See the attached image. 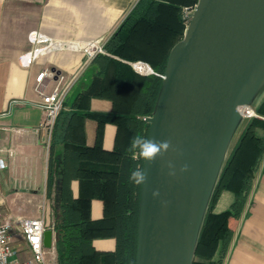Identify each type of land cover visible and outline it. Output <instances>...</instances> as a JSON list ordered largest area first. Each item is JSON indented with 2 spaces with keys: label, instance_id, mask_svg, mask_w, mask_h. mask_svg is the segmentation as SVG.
I'll list each match as a JSON object with an SVG mask.
<instances>
[{
  "label": "trees",
  "instance_id": "1",
  "mask_svg": "<svg viewBox=\"0 0 264 264\" xmlns=\"http://www.w3.org/2000/svg\"><path fill=\"white\" fill-rule=\"evenodd\" d=\"M196 2L137 0L103 43L106 53H96L92 59L99 82L96 86L92 83L75 99V104L83 106L84 111L63 114L61 109L59 112L48 147L46 179L49 194L56 178H60L58 210L53 223L56 264H135L141 185L132 183L129 175L137 165L143 166V160L134 159L125 149L137 133L148 137L149 124L144 117L153 110L168 53L183 36V7H192ZM116 57L145 61L156 73L141 75ZM92 95L109 98L112 110L107 113L88 110ZM255 111L264 116V101ZM85 117L97 122L91 147L77 137ZM106 122L116 126L111 149L102 146ZM258 125L264 126V120L251 117L247 121L223 163L203 218L192 264L223 262L233 236L229 220L241 216L252 186L251 172L258 168L264 154V135L254 132ZM58 138L64 145L59 167L52 156L53 144ZM88 151H92L94 160L81 159L88 157ZM77 176L79 192L73 197L70 182ZM223 189L230 190L234 200L228 209L214 213L213 206ZM93 198L102 201L100 218L90 216ZM106 237L114 238V248L96 249L93 239Z\"/></svg>",
  "mask_w": 264,
  "mask_h": 264
},
{
  "label": "water",
  "instance_id": "2",
  "mask_svg": "<svg viewBox=\"0 0 264 264\" xmlns=\"http://www.w3.org/2000/svg\"><path fill=\"white\" fill-rule=\"evenodd\" d=\"M186 18L144 117L148 138L171 147L143 161L135 264H192L232 136L264 87V0H197ZM169 162L175 176L168 175ZM43 245H52L49 228Z\"/></svg>",
  "mask_w": 264,
  "mask_h": 264
},
{
  "label": "crops",
  "instance_id": "3",
  "mask_svg": "<svg viewBox=\"0 0 264 264\" xmlns=\"http://www.w3.org/2000/svg\"><path fill=\"white\" fill-rule=\"evenodd\" d=\"M136 2L137 0H0V156L5 161V167L0 170L2 210L6 211L4 205L7 201L13 203L23 198L35 200L39 205L54 200L55 196L58 200L60 178H56L54 188L48 194L46 179L49 150L34 129L43 114L36 104L39 100L34 89L36 75L43 69L52 72V77H45L43 80L46 91L53 87L55 75H63L66 79L74 77L65 97L62 113L84 111L83 106L75 104V99L81 91L92 83L96 86L99 81L96 76L97 67L92 61L94 56L88 59L83 45L89 41L103 44ZM32 30L48 35L56 45L24 67L20 64L19 57L31 46L27 34ZM262 101L264 87L253 99L252 109L255 110ZM88 110L110 112L112 101L92 95L88 100ZM3 112L6 113L2 114ZM63 116L59 124L62 123ZM257 118L264 120L263 115ZM248 120L241 124L230 147L236 142ZM96 127L95 119L85 117L77 134L79 141L82 139L88 147L93 146ZM115 131L113 123L104 124L102 146L105 149L113 147ZM254 132L263 136L264 126H256ZM58 139L53 144L52 156L59 167L64 145ZM81 159L94 160V154L88 151V157ZM78 175L80 177V172ZM251 175L252 186L244 210L238 219L229 220L233 236L222 264H264V154L258 168ZM79 177L70 182L73 197L79 192ZM233 200L234 194L230 190H221L212 211L219 213L228 209ZM40 207L36 216L42 212ZM102 209L100 199H91L92 218H100ZM49 229L52 230V245L47 249L54 252L56 264L55 231L51 226ZM92 243L98 250H112L115 240L112 237L94 238ZM217 257L218 252L214 255L215 259Z\"/></svg>",
  "mask_w": 264,
  "mask_h": 264
},
{
  "label": "built area",
  "instance_id": "4",
  "mask_svg": "<svg viewBox=\"0 0 264 264\" xmlns=\"http://www.w3.org/2000/svg\"><path fill=\"white\" fill-rule=\"evenodd\" d=\"M193 8L194 6L183 7L185 21L188 22L186 15L191 13ZM27 40L31 46L19 57V62L24 67L29 66L38 56L48 52L56 45L51 37L37 30L29 31ZM83 51L88 59L96 53H106L103 44L93 41L86 42L83 45ZM129 64L139 74L156 73L145 61L137 60L129 62ZM52 75L48 69H43L36 75L34 85V89L39 95L36 104L43 113L38 126L34 129L46 148L49 147L54 124L74 78L66 79L63 75L57 74L53 87L46 91L43 80L45 77H52ZM239 109L242 112L243 108ZM246 115L247 117L258 116L254 111L252 115L248 113ZM4 167V158L0 156V170ZM49 226L43 212L36 217H23L11 215L0 208V264H45L47 248L43 245V233ZM16 242L21 243L20 246L16 247ZM21 253L26 256H21Z\"/></svg>",
  "mask_w": 264,
  "mask_h": 264
},
{
  "label": "clouds",
  "instance_id": "5",
  "mask_svg": "<svg viewBox=\"0 0 264 264\" xmlns=\"http://www.w3.org/2000/svg\"><path fill=\"white\" fill-rule=\"evenodd\" d=\"M170 147V141H156L137 133L130 138L129 146L125 149V151L126 153H131L134 159L138 158L146 162H153L157 159V157H162L165 153H167ZM167 167L169 169L168 175L175 176V166L169 162ZM187 170V164L180 169L181 172ZM129 180L136 185L143 184L146 180L145 168L141 165H137L134 170L130 171ZM152 195L153 197H158L159 191H154Z\"/></svg>",
  "mask_w": 264,
  "mask_h": 264
},
{
  "label": "rangeland",
  "instance_id": "6",
  "mask_svg": "<svg viewBox=\"0 0 264 264\" xmlns=\"http://www.w3.org/2000/svg\"><path fill=\"white\" fill-rule=\"evenodd\" d=\"M186 22L187 21H185V24H186ZM134 61H137V60H134ZM134 61H130V62H134ZM254 112L258 116L261 115V114H258L256 111H254ZM251 117H253V116H251ZM244 121L245 120H242V122L237 127L234 135L232 136L231 143L233 142V139L235 140V138L237 136V130L239 129V127L241 126V124ZM231 143H230V145H231ZM39 206H41L40 209L45 214L47 224L50 226H53L55 216H56V212L58 210V200L56 199V196H55L54 200H51L48 203L42 202V203H40V205L35 200L28 199V198H23L19 201L13 202V203L7 201L4 205V208L6 209L5 212H7L11 215H21L24 217H33V216L37 215ZM20 244L21 243L16 242L15 246L18 247V246H20ZM21 256H26V254L21 253ZM194 259H195V255H194ZM45 263L46 264H54L55 263L54 252H52L50 250L48 251V249H47V252L45 254Z\"/></svg>",
  "mask_w": 264,
  "mask_h": 264
},
{
  "label": "bare ground",
  "instance_id": "7",
  "mask_svg": "<svg viewBox=\"0 0 264 264\" xmlns=\"http://www.w3.org/2000/svg\"><path fill=\"white\" fill-rule=\"evenodd\" d=\"M247 113L250 114V115H252L253 114V111L251 109H248Z\"/></svg>",
  "mask_w": 264,
  "mask_h": 264
}]
</instances>
